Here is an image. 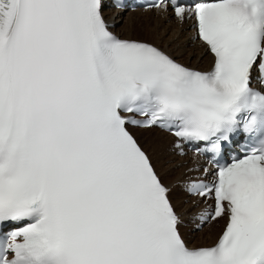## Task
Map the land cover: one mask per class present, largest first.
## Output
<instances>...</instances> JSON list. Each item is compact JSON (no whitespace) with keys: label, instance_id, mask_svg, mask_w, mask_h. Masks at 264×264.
<instances>
[{"label":"snow or ice","instance_id":"1","mask_svg":"<svg viewBox=\"0 0 264 264\" xmlns=\"http://www.w3.org/2000/svg\"><path fill=\"white\" fill-rule=\"evenodd\" d=\"M108 3L0 0V264H264V0L146 5L193 21L208 70L117 34ZM133 129L211 155L176 186L197 229L225 221L213 245Z\"/></svg>","mask_w":264,"mask_h":264},{"label":"bare ground","instance_id":"2","mask_svg":"<svg viewBox=\"0 0 264 264\" xmlns=\"http://www.w3.org/2000/svg\"><path fill=\"white\" fill-rule=\"evenodd\" d=\"M105 13H106L107 19L115 22L114 30L117 34L121 36H125V37L140 38L134 35L135 32L131 31V28L134 27L135 25L134 20L137 19L134 17L132 13H129V15L124 18L122 17L121 21L125 20V23L124 25H121L120 27H119V24L117 25L118 23L117 21L120 19L117 13L109 12L107 10H105ZM133 13H137V12H133ZM145 13H150L156 16L157 21L154 22L153 24L154 26L157 27L155 29L159 31L157 33H154L155 36L158 38L156 39L151 38V40L150 39H145V40H150V41L157 43L158 45H160L161 47L169 51L175 58H177L178 60L190 66H193L196 68H203L206 65L207 66L209 65V63L211 62V56L205 51L204 47L200 43H198L197 41L194 42V40L190 37V29H189L190 21H185L182 24L179 21L173 19L170 16V12H165V11H161L158 9H150V10L145 11ZM117 16H118V19L116 21L115 18ZM167 22L169 23L167 24ZM150 25L151 24H148V26ZM170 32H173V33L170 34ZM141 39H144V38H141ZM164 42H166V46ZM192 43H194L193 47L190 48ZM175 48H177V50H175ZM186 52H187V55L186 57H184L183 54ZM144 132L145 131H142V130L136 131V135L140 143L143 146H145L143 144L144 142L147 143V146H145V148L148 149L150 154L153 156L154 162L157 163V168H158V171L161 173L162 178L164 179L166 183L173 185L174 181L172 179L167 180L165 178L166 176H164V173L162 172L163 171L162 164L164 165L167 162L166 160H168V158H164L162 155V150L164 149V147L160 148L161 144L155 143L156 139L162 138L163 143H168L169 145L170 136L168 134H165L164 132H159V131L154 132V135L150 134V136H143L142 133ZM139 133H140V136H139ZM160 153L162 157H158L157 154H160ZM172 156H173L172 159L178 160V162H183L187 159V157L177 158L173 154ZM160 158L164 161V163L161 162ZM170 166H172V164ZM184 168L185 167L181 168L182 170L181 173H183ZM173 187H174L173 201L175 205L177 206L178 210L180 212H183L187 208H189L190 204L189 203L181 204V200L183 199V197L179 198V195L177 197V195L175 194L178 193V190L176 189L174 185ZM183 205L185 206L184 208L182 207ZM222 223H223L222 220H219L218 222H214L210 224L208 227L204 228L200 233H197L195 237L193 238L189 237L188 240L190 241L192 245H196V246L211 244L215 236L217 235L218 231L220 230Z\"/></svg>","mask_w":264,"mask_h":264},{"label":"rangeland","instance_id":"3","mask_svg":"<svg viewBox=\"0 0 264 264\" xmlns=\"http://www.w3.org/2000/svg\"><path fill=\"white\" fill-rule=\"evenodd\" d=\"M133 15H134V17L135 18H137V19H135L134 20V27H132L131 28V31L132 32H135L134 33V35L135 36H138V37H140V38H144V39H150L151 40V38L152 39H156V38H158V37H156L155 36V34L154 33H157V32H159L157 29H155V28H157L156 26H154V22H156L157 21V19H156V16H154L153 14H150V13H145V12H137V13H132ZM129 15V14H128ZM127 15V16H128ZM122 17L124 18V17H126L125 15H120V20H118L117 21V19H118V16L115 18L116 19V21L118 22L117 23V25L119 24V27L121 26V25H124V23H125V20H123V21H121V19H122ZM170 22V21H169ZM169 22H167V24L169 23ZM148 24H151L150 26H148ZM174 32V31H173ZM173 32H170V34H172ZM122 34V33H121ZM169 34V35H170ZM168 35V36H169ZM195 42V41H194ZM164 44H165V46H166V42H164ZM163 44V45H164ZM193 44L194 43H192L191 44V46H190V48L191 47H193ZM189 48V47H188ZM175 50H177V48H175ZM182 50V49H181ZM184 55V57H186V55H187V52L186 53H184L183 54ZM154 132H156L155 130L154 131H152V132H144V133H142L143 134V136H150V134L152 135H154ZM139 136H140V133H139ZM160 139V140H159ZM141 140V139H140ZM142 143H143V141H142ZM155 143H160L161 145H160V148H163L164 147V149L162 150V155H163V157L164 158H168V160H166L167 162L163 165L162 164V168H163V173H164V176H166L165 178L167 179V180H170V179H172L174 182L176 181V180H178V179H180L181 178V176H182V170H181V168L182 167H185V166H178V164H177V162H178V160H175V159H172V154H170L169 153V151H168V143H163V141H162V138H158V139H156V142ZM145 146H147V143L146 142H144L143 143ZM158 155V157H162V155H161V153L160 154H157ZM160 160H161V162L162 163H164V161L160 158ZM158 162V161H157ZM178 163H182V162H178ZM172 164V166L173 165H175V166H170ZM166 166V167H165ZM167 166H169V167H167ZM186 168V167H185ZM175 170V171H174ZM177 174V175H176ZM175 195H177V197H178V195H179V192L178 193H176ZM178 201H180V200H178ZM186 203H188V202H186ZM181 204H182V202H181ZM183 208L185 207L184 205L182 206ZM202 231V230H201ZM200 231V232H201ZM199 232V233H200Z\"/></svg>","mask_w":264,"mask_h":264}]
</instances>
